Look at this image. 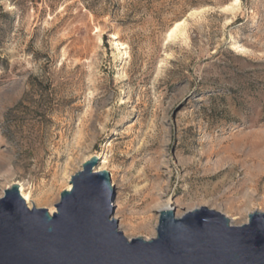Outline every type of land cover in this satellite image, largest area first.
Wrapping results in <instances>:
<instances>
[{"label": "rangeland", "instance_id": "rangeland-1", "mask_svg": "<svg viewBox=\"0 0 264 264\" xmlns=\"http://www.w3.org/2000/svg\"><path fill=\"white\" fill-rule=\"evenodd\" d=\"M93 155L129 239L264 213V0H0V197L49 211Z\"/></svg>", "mask_w": 264, "mask_h": 264}, {"label": "water", "instance_id": "water-1", "mask_svg": "<svg viewBox=\"0 0 264 264\" xmlns=\"http://www.w3.org/2000/svg\"><path fill=\"white\" fill-rule=\"evenodd\" d=\"M97 155L70 176L49 213L29 208L17 183L0 197V264H264V213L242 225L205 206L159 210L156 235L127 238L112 217L110 173ZM69 183V182H68Z\"/></svg>", "mask_w": 264, "mask_h": 264}, {"label": "bare ground", "instance_id": "bare-ground-1", "mask_svg": "<svg viewBox=\"0 0 264 264\" xmlns=\"http://www.w3.org/2000/svg\"><path fill=\"white\" fill-rule=\"evenodd\" d=\"M182 22H183V20H179V21L175 22L174 25L169 30V32L174 31ZM100 159H101V157L99 156V160ZM104 162H105V159H102L101 163H104ZM17 183H18V187H19V190H20V193H21V196H22L24 202L27 204V206L30 207L31 201H32L31 200V193H30V191H25L24 185L22 183H20V182H17ZM70 186H71V184L69 182V184L66 186V189H69ZM165 208H168V206H165ZM54 211H55L54 206H50L49 213H53ZM113 218L116 219V216H114Z\"/></svg>", "mask_w": 264, "mask_h": 264}]
</instances>
